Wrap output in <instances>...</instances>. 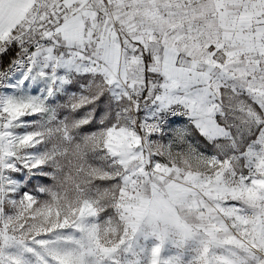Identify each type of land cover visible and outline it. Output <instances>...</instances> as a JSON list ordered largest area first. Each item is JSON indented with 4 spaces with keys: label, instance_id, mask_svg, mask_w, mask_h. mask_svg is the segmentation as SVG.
<instances>
[{
    "label": "snow or ice",
    "instance_id": "snow-or-ice-1",
    "mask_svg": "<svg viewBox=\"0 0 264 264\" xmlns=\"http://www.w3.org/2000/svg\"><path fill=\"white\" fill-rule=\"evenodd\" d=\"M0 264H264V0H0Z\"/></svg>",
    "mask_w": 264,
    "mask_h": 264
}]
</instances>
